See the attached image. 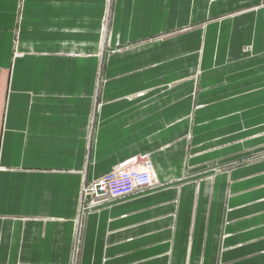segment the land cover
<instances>
[{
    "label": "crops",
    "instance_id": "obj_1",
    "mask_svg": "<svg viewBox=\"0 0 264 264\" xmlns=\"http://www.w3.org/2000/svg\"><path fill=\"white\" fill-rule=\"evenodd\" d=\"M0 0V264H264V0ZM111 17V21H110ZM109 18V22H107Z\"/></svg>",
    "mask_w": 264,
    "mask_h": 264
},
{
    "label": "built area",
    "instance_id": "obj_2",
    "mask_svg": "<svg viewBox=\"0 0 264 264\" xmlns=\"http://www.w3.org/2000/svg\"><path fill=\"white\" fill-rule=\"evenodd\" d=\"M153 184L150 162L143 159L137 163L136 159H132L97 179L84 181L81 197L91 199L90 205L98 206L108 200L115 201L142 193Z\"/></svg>",
    "mask_w": 264,
    "mask_h": 264
},
{
    "label": "rangeland",
    "instance_id": "obj_3",
    "mask_svg": "<svg viewBox=\"0 0 264 264\" xmlns=\"http://www.w3.org/2000/svg\"><path fill=\"white\" fill-rule=\"evenodd\" d=\"M109 3V7H110V15L111 14V9L112 6L114 5V0H108ZM110 21H111V17H110ZM109 22V18L107 20L108 23ZM148 160V159H146ZM259 160H264V152H261L259 154H257L256 156H253V158H251V162H256ZM139 194V193H137ZM136 195V194H135ZM81 201V209L79 210V214H78V231H77V239H76V243H77V253L73 256H70L69 258V263L68 264H84V261L86 262L87 258L86 256L82 255L83 252V247H84V238H85V230H86V222H87V217L88 215L94 213V212H98L100 211V209L110 203L113 202V200H108L105 201L104 203L100 204L97 206L96 205H90L91 199L89 198H85V197H81L80 199ZM116 201V200H115ZM89 257V261L88 264H96L95 261H90Z\"/></svg>",
    "mask_w": 264,
    "mask_h": 264
}]
</instances>
